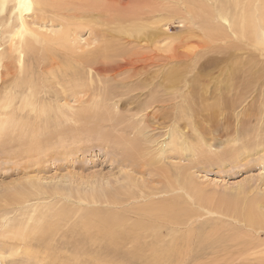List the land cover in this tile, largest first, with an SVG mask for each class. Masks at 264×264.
Returning a JSON list of instances; mask_svg holds the SVG:
<instances>
[{"label":"rangeland","instance_id":"obj_1","mask_svg":"<svg viewBox=\"0 0 264 264\" xmlns=\"http://www.w3.org/2000/svg\"><path fill=\"white\" fill-rule=\"evenodd\" d=\"M76 1L79 20L0 2V119L20 114L0 137V264H264V230L244 220L264 195V147L242 146L264 123V43L229 28L264 0ZM25 82L46 114L18 110ZM159 202L173 218L141 209Z\"/></svg>","mask_w":264,"mask_h":264},{"label":"bare ground","instance_id":"obj_2","mask_svg":"<svg viewBox=\"0 0 264 264\" xmlns=\"http://www.w3.org/2000/svg\"><path fill=\"white\" fill-rule=\"evenodd\" d=\"M5 1L6 0H0V2H1V7H3L4 6V3H5ZM186 0H184L183 2H184V4H183V6L184 7H181V8H183V9H187V6H186V2H185ZM190 1H192V0H190ZM232 1V0H231ZM234 1H236V0H234ZM233 1V2H234ZM244 1V0H243ZM246 1V0H245ZM79 2V1H78ZM77 1L75 2V0H52L51 2H50V0H15V5H16V10H17V13L19 14H22V12H24V11H28V10H30L31 9V6L34 4V5H36V6H40V3H42L41 4V6H43L42 8H44L45 6H50L49 8H52V9H54V12H55V14H59L60 15V13L62 14V13H64V14H66L67 16L69 15V17L71 16L72 18H76V19H78L79 17L80 18H82L81 17V15L84 13L85 14V12H81L80 11V5H78L79 3H78ZM158 2V1H157ZM224 2V0H222V3ZM232 2V3H233ZM238 2V1H237ZM247 2H249V1H247ZM74 3V4H73ZM226 3L229 5V3L226 1ZM225 2H224V4H226ZM236 3V2H235ZM71 4H72V6H71ZM77 4V5H76ZM88 4V3H87ZM45 5V6H44ZM90 5V4H89ZM237 5V4H236ZM238 5H239V3H238ZM244 5V4H243ZM52 6V7H51ZM75 6V7H74ZM220 6H221V8H222V5L220 4ZM246 6H247V4H246ZM94 7V6H93ZM156 7V6H155ZM159 7V6H158ZM224 7V6H223ZM234 7H236V6H233V8ZM243 7H245V6H243ZM40 8V7H39ZM229 9H230V7H228ZM247 8V7H246ZM87 9H90V8H87ZM94 9V8H93ZM96 9V8H95ZM94 9V10H95ZM224 9V8H223ZM229 9H227V10H229ZM72 10V11H71ZM82 10V9H81ZM85 10V9H84ZM91 10V9H90ZM94 10H91V13L92 12H94ZM96 10H98V9H96ZM100 10V9H99ZM159 9L157 8L155 11H158ZM239 10H241V9H239ZM87 11H89V10H87ZM101 12H103L104 11V9L103 10H100ZM99 11V12H100ZM136 11H138V10H136ZM147 11H151V9H149V10H147ZM53 12V11H52ZM95 12H98V11H95ZM130 12V11H129ZM152 12H154V10L152 11ZM233 12H234V10H233ZM232 12V13H233ZM238 12V11H237ZM240 12V11H239ZM257 14L254 12V13H252L251 15H250V13H245V11L243 12L244 13V17H245V20H242V21H244L243 23H238V24H235V23H233V24H230V26H229V28L231 29V31H233V32H235V33H238V34H240L241 36L242 35H244V34H246V33H248L249 35H250V38H251V40L253 39L255 42H256V44H259V43H264V8H261V9H257ZM25 13V12H24ZM133 13H135L134 11H133ZM149 13V12H148ZM148 13H146L147 15H148ZM63 14V15H64ZM83 14V15H84ZM92 14H95V13H92ZM98 15H99V13H97ZM94 15V16H98V15ZM144 14V12L143 13H141L140 15H138V18H136V19H138V21L139 20H147V19H149L150 17H148V16H146V15H143ZM156 14V13H155ZM239 14V13H238ZM237 14V15H238ZM248 14H249V16H248ZM101 15V14H100ZM99 15V16H100ZM108 15V14H107ZM111 14L109 13V16H110ZM128 15V14H127ZM233 15H234V17H235V14L233 13ZM65 16V15H64ZM85 16V15H84ZM90 16V15H89ZM125 16V14L123 15V17ZM129 16H132L131 14L129 15ZM135 16V15H134ZM159 16V15H158ZM242 16V15H241ZM241 16H240V18H241ZM86 17V16H85ZM244 17H243V19H244ZM249 17V18H248ZM252 17H253V20H251L252 19ZM71 18V19H72ZM79 18V19H80ZM238 17L236 16L235 17V19H237ZM78 19V20H79ZM242 19V18H241ZM248 19V20H247ZM73 20V19H72ZM127 20H128V18H127ZM130 20V19H129ZM133 20V19H132ZM75 21V20H74ZM133 22V21H132ZM134 22H137V21H134ZM235 22V21H234ZM237 34V35H238ZM243 37V36H242ZM31 44V43H30ZM264 46V45H263ZM29 48H31V47H29ZM104 48V47H103ZM102 48V49H103ZM104 49H106V47L104 48ZM261 49V48H260ZM98 50H99V48H98ZM21 51V50H20ZM31 51V50H30ZM105 51H107L106 53H108V50H105ZM21 52H23V51H21ZM20 52V53H21ZM28 52V51H27ZM100 52V51H99ZM98 52V53H99ZM96 53V52H95ZM102 55H103V53L102 52H100ZM99 53V54H100ZM106 53H105V55H106ZM110 53V52H109ZM117 53V52H116ZM92 54V53H91ZM108 55V54H107ZM115 55V54H114ZM101 56V55H100ZM24 57V56H23ZM23 57H21L20 59H19V62H20V65H21V61L23 60ZM122 57V56H121ZM104 58H107V57H104ZM79 59V58H78ZM122 59V58H121ZM125 59V58H124ZM80 60L81 59H79L78 60V64L79 63H81L80 62ZM83 60V63L82 64H84V65H86L87 67H90V68H97V66H95L94 64H93V62L94 61H96L95 59H93V56L91 57V56H89V57H87V58H84V59H82ZM81 60V61H82ZM100 60V59H99ZM98 60V61H99ZM103 61H104V59H102ZM107 60V59H106ZM110 60V59H109ZM129 60H131L130 58H128V60L127 61H129ZM98 61H96V62H98ZM101 61V60H100ZM108 61V60H107ZM125 61H126V59H125ZM133 61V60H132ZM132 61H130V63H132ZM76 62H77V59H76ZM119 62V61H118ZM121 62V61H120ZM123 62V61H122ZM23 63V62H22ZM104 62H102V65H104L103 64ZM105 63H106V61H105ZM124 63V62H123ZM126 64H127V62H125ZM134 63V62H133ZM132 63V64H133ZM118 64V63H117ZM122 65V64H121ZM120 65V66H121ZM124 65V64H123ZM122 65V66H123ZM128 65V64H127ZM135 65V64H134ZM133 65V66H134ZM67 66H69L68 68H70V65L69 64H67ZM111 66V65H110ZM113 66V65H112ZM115 66V65H114ZM119 66V65H118ZM117 66V67H118ZM119 66V67H120ZM121 66V67H122ZM86 67V68H87ZM125 67V66H124ZM123 67V68H124ZM129 67H130V64H129ZM129 67H128V69H129ZM136 67V66H135ZM21 68H22V66H21ZM127 68V67H126ZM133 67H131V69H132ZM105 69V68H104ZM111 68L109 67V70H110ZM114 69H115V67H114ZM118 69V68H117ZM121 69V68H120ZM106 70V69H105ZM113 70V69H112ZM122 70V69H121ZM126 70V69H125ZM99 71V70H98ZM20 72H22V70L20 71ZM60 72V71H59ZM118 73V72H117ZM51 74H53V73H51ZM92 75V74H91ZM53 77H56V76H54L53 75ZM52 82V81H51ZM25 83H27V85L25 84V86H23V87H20V89H19V91H21L20 93L18 92L17 94V96L19 97L18 98V102H19V109L18 110H20V111H22V110H25V109H29L28 111H30V110H32V112H33V114H34V112L36 111L37 113H39V114H43V113H45L46 114V110L47 109H45L44 108V106L45 105H49V104H47L46 103V101L45 100H43L44 102H42V99H41V97L40 98H38L39 96H37V91L35 90L36 89V87L34 88V86L30 83V82H25ZM48 84V83H47ZM36 86V85H35ZM25 91H27V93L26 94H22L23 92H25ZM44 93V92H43ZM19 94H21V95H19ZM17 96H15L16 98H17ZM46 97V96H45ZM44 98V97H43ZM12 99H13V97L11 96V93H10V97H9V95L8 96H6L5 97V100H4V104H3V108L4 109H7L8 107H10L11 106V104H12ZM6 101V102H5ZM16 101V100H15ZM17 102V101H16ZM16 104V103H15ZM50 107V106H49ZM50 110V109H49ZM86 111L85 112H89V110L90 109H85ZM8 111V110H7ZM7 111H4L3 113H1V114H3L5 117L6 116H9L10 118L9 119H6V118H1L0 119V137L2 136V134L3 133H6V132H12L15 128H17V124H18V122L20 123V119H18V117H19V115H18V113H16L15 115H13V113H9V112H7ZM13 111V110H12ZM27 111V110H26ZM36 112H35V114H36ZM91 112V111H90ZM92 112H95V113H97L98 112V109L96 110V111H92ZM263 113L261 114V116L262 117H260V119H264V111H262ZM26 113V112H25ZM62 113V112H61ZM29 114V113H28ZM34 114V115H35ZM23 115V114H22ZM30 115V114H29ZM49 115V114H48ZM51 115V114H50ZM62 115V114H61ZM25 116V115H24ZM44 116V115H43ZM28 117V116H27ZM33 117V116H32ZM64 117V116H63ZM37 118V117H36ZM259 119V120H260ZM260 122H261V124H259L258 125V127L261 129L259 132H256V133H254L253 135H248V137L245 139V141H242V146L243 147H251V146H255V147H257V148H259V147H264V123H263V121H261L260 120ZM25 126V125H24ZM24 126H21L22 127V129H24L25 127ZM131 129V128H130ZM138 129V128H137ZM40 130V129H39ZM42 130V129H41ZM132 130V129H131ZM138 130H140V128L138 129ZM16 131V130H15ZM21 131V130H20ZM43 131V130H42ZM51 131V130H50ZM57 131V130H56ZM22 132V134H21V136H26V134L29 132L28 130L27 131H21ZM33 132V131H32ZM58 132H59V130H58ZM124 132V131H123ZM30 133H31V131H30ZM34 133V132H33ZM39 133V132H38ZM41 133V132H40ZM127 133V132H126ZM133 133H134V131H133ZM13 134V133H12ZM35 134V133H34ZM43 134V133H42ZM51 134H52V132H51ZM50 134V136H54V135H51ZM57 134V133H56ZM109 133H106V134H104L105 136L104 137H106V136H109L108 135ZM129 134V133H128ZM135 134H137L138 135V133H136L135 132ZM8 135V134H7ZM11 135V134H10ZM28 135V134H27ZM48 135V134H47ZM64 135H66V134H64ZM143 135H144V133H143ZM20 136V137H21ZM32 136V139H33V141H31V142H33V143H31V145H29V143H26L25 144V146H24V150H23V153H26V155H29L30 156V154L35 150V151H37L39 148H41L40 147V145L39 144H37L36 143V141L37 140H35L36 139V136H34L33 137V135H31ZM44 136V135H43ZM50 136H48V137H50ZM134 136V135H133ZM28 137V136H27ZM48 137H47V139H48ZM139 137V136H138ZM141 137V136H140ZM35 138V139H34ZM44 138H46V135H45V137ZM51 138V137H50ZM57 138L58 137H56L55 139L57 140ZM144 138V137H143ZM142 138V139H143ZM245 138V137H244ZM106 139V140H105ZM104 139V142H108V141H112V137L111 136H109V137H107V138H105ZM141 139V138H140ZM49 140V139H48ZM59 140V139H58ZM61 140V142H60V145L61 146H63L64 144H65V141H66V139H65V137H63L62 139H60ZM59 140V141H60ZM0 141H1V139H0ZM26 141V140H25ZM29 141V140H28ZM43 141V140H42ZM52 141V140H51ZM124 141H126V140H124ZM128 141V143L130 142V145H128L127 146V148H125L124 150H122V153H123V155H124V160L122 159L121 161H124V162H127L128 164H130L131 166H132V169L135 171V169H136V167L137 168H140V162H138L137 164H138V166L136 165V167H135V164H134V161H136L135 160V158H134V152H135V150H134V147H135V141L134 142H131V141H129V140H127ZM139 141V140H138ZM54 142V141H53ZM56 142V141H55ZM118 142H121V141H118ZM39 143H40V141H39ZM123 144H125L124 142H122ZM6 144V143H5ZM8 144V143H7ZM57 144H59V143H57ZM127 144V143H126ZM137 145V144H136ZM139 145V144H138ZM141 145V144H140ZM5 146V145H4ZM112 146H114V145H112ZM119 146V145H118ZM117 146V147H118ZM121 147V146H120ZM122 147H124V146H122ZM116 149V148H115ZM123 149V148H122ZM138 150V149H137ZM45 151V150H44ZM140 151V150H139ZM138 151V152H139ZM119 152H120V150H119ZM137 152V151H136ZM136 154H138V153H136ZM140 154V153H139ZM121 155V154H120ZM140 158V157H139ZM123 162V163H124ZM122 163V164H123ZM144 163V162H143ZM146 163V162H145ZM127 179V178H126ZM132 187V185L130 184V185H128V186H125V188L126 189H129V188H131ZM148 191V190H147ZM125 194H126V199L127 200H129V199H131V198H135V192H133V193H131L130 194V191H127V192H124ZM25 197V196H24ZM24 197H22V198H24ZM20 198H21V194H20ZM103 199V198H102ZM117 199V198H116ZM18 200H19V198H18ZM92 200H95V201H100V199L98 198V197H93L92 198ZM106 202H107V200H106ZM250 203V204H249ZM247 204H249L248 206H247ZM247 204H246V212H245V215H244V220H245V222H250L251 224H255V225H257V226H259L261 229H263L264 230V213L262 212V211H260L259 210V207L260 206H262L263 208H264V195H260L259 197H256V198H251L248 202H247ZM250 206V207H249ZM141 209L143 210V211H145L146 213L147 212H157V213H167V214H170V217L171 218H173V216H174V214H175V210H173V208L171 209L170 208V205H169V203H164V202H159V203H157V204H154V205H149L148 207H141ZM95 213V212H94ZM66 218V217H65ZM113 218H114V220H117V217L116 216H113ZM164 218V217H163ZM162 218V219H163ZM167 219V218H166ZM160 221V220H159ZM121 222H123V220H118L117 222H116V225L117 224H119V223H121ZM75 224V223H74ZM85 224V223H84ZM48 226V225H47ZM85 226H87V225H85ZM48 227H50V226H48ZM47 227V228H48ZM84 227V226H83ZM53 228V227H52ZM86 229H87V227H85ZM125 228V227H124ZM37 231H39V232H43L44 233V229H43V227H39V228H35ZM122 229H123V227H122ZM51 230V229H50ZM52 231V230H51ZM88 231V230H87ZM121 231H123V230H120V231H118V235H119V237L121 238V239H123V237H128V232L126 233V232H124V233H122ZM128 231V230H127ZM50 233V232H49ZM20 234V233H19ZM32 234V232L31 233H22L20 236H23L22 238H24V236L26 237V236H28V237H30V236H32L31 235ZM45 234V233H44ZM102 234V233H101ZM104 234H106V233H104ZM36 235V234H35ZM42 235V234H41ZM108 235V234H107ZM27 237V238H28ZM106 237V236H105ZM119 237H118V239H119ZM148 238V237H147ZM120 239V240H121ZM52 241V240H51ZM123 241H124V239H123ZM127 241V240H126ZM134 241V240H133Z\"/></svg>","mask_w":264,"mask_h":264}]
</instances>
